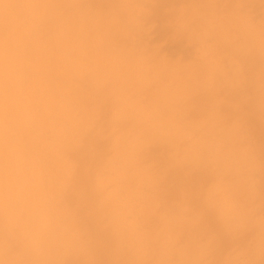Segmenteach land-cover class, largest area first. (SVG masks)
<instances>
[{"label": "clouds", "instance_id": "1", "mask_svg": "<svg viewBox=\"0 0 264 264\" xmlns=\"http://www.w3.org/2000/svg\"><path fill=\"white\" fill-rule=\"evenodd\" d=\"M0 264H264V0H0Z\"/></svg>", "mask_w": 264, "mask_h": 264}]
</instances>
